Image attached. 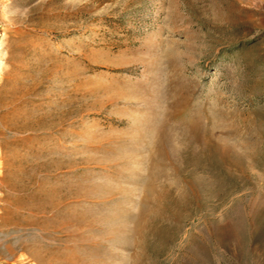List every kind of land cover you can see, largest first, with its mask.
<instances>
[{
    "label": "rangeland",
    "instance_id": "1",
    "mask_svg": "<svg viewBox=\"0 0 264 264\" xmlns=\"http://www.w3.org/2000/svg\"><path fill=\"white\" fill-rule=\"evenodd\" d=\"M2 121L0 264H264V0H0Z\"/></svg>",
    "mask_w": 264,
    "mask_h": 264
},
{
    "label": "bare ground",
    "instance_id": "2",
    "mask_svg": "<svg viewBox=\"0 0 264 264\" xmlns=\"http://www.w3.org/2000/svg\"><path fill=\"white\" fill-rule=\"evenodd\" d=\"M27 126H29V125H27V124L18 125V124H15V123L14 124H12V123L10 124V123L3 122L2 126L0 128V139H1L0 144L7 145L8 142L11 141L9 139H6L7 138L6 137V133H5L6 131L19 132L24 127H27ZM15 138H17V137H15ZM208 153L210 155H212V156H214V155L224 156L226 154V150L223 147H215L214 149L213 148H209ZM5 156H3V155L1 156L0 155V157H2V158H5ZM17 163L20 164L21 161L17 162ZM16 164H13V162H10V161H8V159H6V164L3 165V167H2L3 170L0 173V187H8V188L18 192L19 194H24V193L29 192L31 190V189H29V187H27V184L26 183L25 184L21 183V178L20 177H19L20 179H17L15 181H13V180H11V177L7 174L8 172L5 173L6 170L9 171V170H12L15 167H17ZM9 193H12V192H9ZM12 195H8V193L6 194V192L0 194V199L6 200L7 203H8L4 207H1L2 211L4 212V215H3V219H2V221L0 223V227H5V226H8V225H11L12 223L15 224V228L9 229L7 231H4L1 234V236L5 237V238H8L7 249H8L9 252H13L17 248V246H19V245L22 246V245L26 244V246H27V242H26V239L24 238V236H23V238L20 236L21 232L19 231V228H21L22 225H21V217H20L19 206L18 205L16 206L15 203H14L15 201L18 202V200H19L18 196L19 195L15 196V197H14L15 194L13 196ZM30 195H31L30 198H29L30 201L28 202V205L26 207V209L29 211V213H33L35 210L50 209V207L53 206V204H51L50 202L48 203L46 201H40L39 205H37V202L35 201L36 200V192L33 191V193L32 194L30 193ZM6 201H4L3 203H5ZM6 215H9V216L7 217ZM55 215H57V216L59 215V217H64L65 218V209L64 208H60L57 212H55ZM61 221L63 222V220H61ZM32 224H34V223L32 222ZM27 236H28V234H27ZM38 236L40 238H38ZM38 236L34 235V236L29 237V239L26 237L28 240H32V241L28 242L29 245H32L31 251H33L34 249H36L40 245H43V247L46 248L45 249L46 252H48V254L51 257L52 256H61L62 257V259H61L62 260V264H67L68 263V260L64 258V254L60 253V252H62V251H60V248H59L58 251L57 250L55 251L54 250V249H56L55 247L53 249V248H51V246L50 247L49 246L45 247L44 244H41L42 239H44V240L47 239L46 238L47 236L45 234H42V236L38 234ZM1 240H2V238H0V241ZM44 242H46V241H44ZM47 245H48V243H47Z\"/></svg>",
    "mask_w": 264,
    "mask_h": 264
}]
</instances>
